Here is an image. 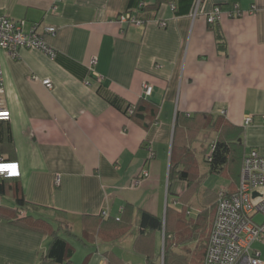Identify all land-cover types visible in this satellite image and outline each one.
I'll list each match as a JSON object with an SVG mask.
<instances>
[{"label": "crops", "instance_id": "obj_1", "mask_svg": "<svg viewBox=\"0 0 264 264\" xmlns=\"http://www.w3.org/2000/svg\"><path fill=\"white\" fill-rule=\"evenodd\" d=\"M167 1L0 0V16L24 21L26 33L37 25L56 53L51 59L37 49H19L16 57L0 51L10 112L9 121H0V162L17 163L14 181L24 199L60 214L80 238L83 257L74 261L73 255V263L164 264L163 231L142 232L139 213L163 221L167 207L182 206L186 184L168 180L178 112L218 116L225 110L227 123L242 129L245 153L264 156V0H201L195 17L191 6L184 10L181 3L176 14ZM140 3L149 7L137 13ZM215 7L226 53L206 22ZM125 11L143 24L121 25L117 17ZM92 59L100 82L89 71ZM46 79L52 90L42 85ZM144 84L152 87L150 97L143 96ZM104 96L116 97L122 108L136 105L139 116L124 114ZM194 199L184 214L190 221L170 220L181 240L167 264L202 261L214 214ZM9 209L14 202L6 192L0 195V264H40L51 235L9 223ZM117 219L129 227L119 231ZM100 221L106 229L98 233ZM83 226L90 230L86 237ZM251 248L264 264V242Z\"/></svg>", "mask_w": 264, "mask_h": 264}, {"label": "trees", "instance_id": "obj_2", "mask_svg": "<svg viewBox=\"0 0 264 264\" xmlns=\"http://www.w3.org/2000/svg\"><path fill=\"white\" fill-rule=\"evenodd\" d=\"M193 1L194 0H168L167 2L169 6L174 5L173 12L179 14L181 12V3L183 5L181 7H184V10H188L191 6L193 11ZM147 7L149 6H146L145 3H140L137 7V13L144 11ZM128 13L133 14L132 12L127 11L121 14ZM134 17L139 20L137 15H134ZM218 23L219 22L214 24L207 23V25L208 28L213 30L215 33L218 51L226 53L225 40L221 30L217 27ZM105 99L110 105L121 110L124 114L128 116H134V114H136V116H139L137 115L136 105H130L122 108V106L118 104L116 97H105ZM143 99L144 98L142 97L141 100ZM129 110L132 111L131 114L128 113ZM241 133V128L230 125L225 120V116H221L219 114L218 116L210 113H197L191 116L184 115L179 112L176 114L170 153L168 180L170 182L176 179L186 184V190L178 201L182 206L179 210L167 207L164 221L158 220L144 211H140L139 213V225L142 232L145 230H151L152 232L159 231L162 233L163 231V245L161 252L163 254L164 264H167L169 260L176 259V253L172 251V249L180 244L181 240L178 234H174L173 228L169 225L170 220H172V216L175 215L177 217V222L181 220L185 222L190 221V219L188 220L184 218V214L186 215L188 204L195 197H197L196 194L198 185H195L194 181L201 168L198 164V156L200 152V150H198V146H203L202 143H204V140L206 139L210 142L209 152L203 155V162L208 166V172L210 174H219L226 171L231 172V176L233 175V181L231 182L228 190L225 191V193L230 194L235 192L237 189L242 160L245 155V149L239 142ZM6 192L11 196L14 202V209H9L12 213V220L9 223L26 226L51 235L52 240L46 253L40 257V264H71L73 248L66 239L59 235V230L63 227L62 225H64L65 231H63L65 233L72 236L71 231L67 230V226H65V224L60 222L58 219L55 220L57 228H55L53 222L47 221L52 216L59 217L61 215L54 210L52 211L47 208L28 203L24 199L19 183L15 182L14 178L5 179L0 177V195L4 196L6 195ZM218 194L219 193H217L216 196H212L209 199L206 198L205 200V202L210 206L209 210L211 214L214 215ZM131 209V205H126L124 207V210L126 211H131ZM1 217L0 212V218ZM120 220L117 219L116 223L119 225L117 229L119 231H124L129 227V225H122ZM100 223L102 224H100L98 233L106 229L103 222L100 221ZM82 234L84 237L88 236L90 234L89 228L83 226ZM208 236L209 235L207 234L204 239L206 242L201 246L200 252H202L203 258L199 264H203ZM105 256L106 260H108L107 254Z\"/></svg>", "mask_w": 264, "mask_h": 264}, {"label": "built area", "instance_id": "obj_3", "mask_svg": "<svg viewBox=\"0 0 264 264\" xmlns=\"http://www.w3.org/2000/svg\"><path fill=\"white\" fill-rule=\"evenodd\" d=\"M200 2L201 0L194 1L192 17H195ZM170 9L173 11L174 5H170ZM52 10H56L55 5ZM220 16V9L215 7L207 15L206 22L208 24L217 23ZM237 16H240V13ZM117 21L121 25L140 26L143 24V21L135 19L134 15L130 13L118 15ZM24 26V21H14L0 16V51L8 53L11 57H16L19 49H37L53 59L56 53L37 33V25H33L27 33L24 32ZM159 26L165 28L166 24L159 22ZM95 64L96 60L92 59L89 71L100 82V77L93 69ZM41 83L46 89L52 90L53 85L49 79L43 80ZM142 90L144 98L151 96V86L144 84ZM4 94L0 62V121H9L10 112L4 106ZM128 113L131 114L132 111L129 110ZM218 114L225 116L226 112L220 110ZM251 120V117H246L244 124L248 125ZM0 164L8 163L0 162ZM147 176L148 173L144 172L140 178L132 181L130 187H137L141 179ZM0 177L18 178V165L14 173L10 174L5 170L0 172ZM56 182H59V177ZM254 194H256L255 197ZM258 215L262 217L261 223L255 221V217ZM255 241L264 242V156L256 150H250L243 157L236 191L227 194L222 190L218 194L203 264H263L260 260V253L251 248Z\"/></svg>", "mask_w": 264, "mask_h": 264}, {"label": "rangeland", "instance_id": "obj_4", "mask_svg": "<svg viewBox=\"0 0 264 264\" xmlns=\"http://www.w3.org/2000/svg\"><path fill=\"white\" fill-rule=\"evenodd\" d=\"M204 141L205 142L202 143L203 146H201V145L198 146V150H200L199 156H198V164L200 165L201 168H200L198 175L194 181L195 185H198L197 194H196V196H198V198L194 199L193 204H195V201H198L200 199H201V202H205L206 198L209 199L212 196H216L217 193H219L222 190L223 191L228 190L231 182L233 181V175L231 176V172L226 171L224 173H219V174H210L208 172V166L203 162V155L207 154L209 152L210 142L207 139ZM171 145H172V141H171ZM167 150L169 152V149H167ZM9 203L11 204V202H9ZM55 219H58V217L52 216L47 221L52 220L51 222H53L55 225V228H57L56 227L57 224L54 221ZM255 221L258 223H261L262 217L259 215L256 216ZM63 230L65 231L64 227H62L59 230V235L62 238L66 239L69 242L70 246L73 248V255H75L73 260L76 261V260L82 259L84 247L80 242V238L74 234V231L71 232L72 236H69ZM73 260H71V263L74 262ZM73 264H76V263H73Z\"/></svg>", "mask_w": 264, "mask_h": 264}, {"label": "clouds", "instance_id": "obj_5", "mask_svg": "<svg viewBox=\"0 0 264 264\" xmlns=\"http://www.w3.org/2000/svg\"><path fill=\"white\" fill-rule=\"evenodd\" d=\"M14 166V167H13ZM7 168L8 173H14L17 169L16 163H8L7 165L0 166V172L5 171L4 169Z\"/></svg>", "mask_w": 264, "mask_h": 264}, {"label": "snow or ice", "instance_id": "obj_6", "mask_svg": "<svg viewBox=\"0 0 264 264\" xmlns=\"http://www.w3.org/2000/svg\"><path fill=\"white\" fill-rule=\"evenodd\" d=\"M3 165H7V164H0V166H3ZM14 167V166H13ZM4 170H6L7 171V168H5Z\"/></svg>", "mask_w": 264, "mask_h": 264}, {"label": "water", "instance_id": "obj_7", "mask_svg": "<svg viewBox=\"0 0 264 264\" xmlns=\"http://www.w3.org/2000/svg\"><path fill=\"white\" fill-rule=\"evenodd\" d=\"M256 196V194H254V197Z\"/></svg>", "mask_w": 264, "mask_h": 264}]
</instances>
